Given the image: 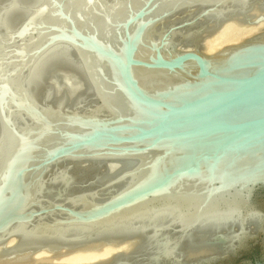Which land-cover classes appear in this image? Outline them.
Wrapping results in <instances>:
<instances>
[{
    "label": "water",
    "instance_id": "1",
    "mask_svg": "<svg viewBox=\"0 0 264 264\" xmlns=\"http://www.w3.org/2000/svg\"><path fill=\"white\" fill-rule=\"evenodd\" d=\"M227 21L264 0H0V258L264 264V28L204 52Z\"/></svg>",
    "mask_w": 264,
    "mask_h": 264
},
{
    "label": "bare ground",
    "instance_id": "2",
    "mask_svg": "<svg viewBox=\"0 0 264 264\" xmlns=\"http://www.w3.org/2000/svg\"><path fill=\"white\" fill-rule=\"evenodd\" d=\"M262 28H264V21L256 25L227 21L212 36L203 41L204 52L215 53L227 45L241 42ZM134 242H137V238L131 243L118 246L91 244L71 251L64 249L56 255L51 251L41 250L31 253L28 257L0 258V264H48L49 262L56 264H81L106 259L114 252L132 249L134 248Z\"/></svg>",
    "mask_w": 264,
    "mask_h": 264
},
{
    "label": "flooded vegetation",
    "instance_id": "3",
    "mask_svg": "<svg viewBox=\"0 0 264 264\" xmlns=\"http://www.w3.org/2000/svg\"><path fill=\"white\" fill-rule=\"evenodd\" d=\"M246 255H253L249 259L251 260L250 262H253L256 259V255H259V252L257 251V247L253 248L252 251Z\"/></svg>",
    "mask_w": 264,
    "mask_h": 264
},
{
    "label": "rangeland",
    "instance_id": "4",
    "mask_svg": "<svg viewBox=\"0 0 264 264\" xmlns=\"http://www.w3.org/2000/svg\"><path fill=\"white\" fill-rule=\"evenodd\" d=\"M240 42V41H239ZM231 45V44H230ZM205 51V50H204ZM208 53V52H207ZM209 54V53H208ZM210 54H212V53H210Z\"/></svg>",
    "mask_w": 264,
    "mask_h": 264
},
{
    "label": "trees",
    "instance_id": "5",
    "mask_svg": "<svg viewBox=\"0 0 264 264\" xmlns=\"http://www.w3.org/2000/svg\"><path fill=\"white\" fill-rule=\"evenodd\" d=\"M253 255H250L249 257H252Z\"/></svg>",
    "mask_w": 264,
    "mask_h": 264
}]
</instances>
